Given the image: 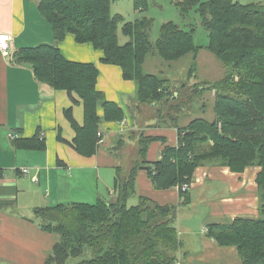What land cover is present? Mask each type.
<instances>
[{
	"label": "trees",
	"instance_id": "trees-1",
	"mask_svg": "<svg viewBox=\"0 0 264 264\" xmlns=\"http://www.w3.org/2000/svg\"><path fill=\"white\" fill-rule=\"evenodd\" d=\"M113 1L39 0V11L52 27L55 44L15 53V61L30 64L39 82L67 91L74 103V93L81 98L84 125L74 119L72 108L67 109L65 115L76 138L73 144L61 135L58 139L85 157L94 156L101 145L98 133L103 119L98 108H103L104 120L108 122L124 120V112L98 90L100 72L96 64L69 61L63 56L58 45L67 35L72 34L78 43H91L103 52L102 63L119 66L124 79L136 83V101L140 106L170 104L181 108L176 94L166 85L169 80L145 72L149 55L173 62L190 54L197 59L202 49L194 41V29H182L173 21L161 25L160 36L152 43L150 31L155 19L144 15L150 10V1L134 0V10L143 16L129 22L121 14L113 13ZM171 3L183 18L194 10L200 15L209 33L206 48L227 69L222 80L211 85L216 92V119L196 118L187 126H176L179 146L166 147L154 163L147 160V151L157 138L142 135L139 159L126 176L118 172L115 178L116 201L36 209L34 221L44 232L58 236L44 264H67L71 257L86 252L92 257L79 264H175L182 247L176 226L178 211L190 203V193L181 192L178 205H160L144 196H139L137 205H130L129 201L136 196L141 170L147 172L156 189L167 190L191 183L196 170L207 163L228 167L236 173L249 167L260 168L256 179L259 217L210 223L207 236L222 247H235L242 264H264V5L235 0ZM120 29L129 38L124 44L120 42ZM196 70L195 64L189 74ZM161 114L163 117L164 112ZM171 120L176 122V118ZM14 146L46 150L41 132L31 138L15 139Z\"/></svg>",
	"mask_w": 264,
	"mask_h": 264
},
{
	"label": "crops",
	"instance_id": "crops-1",
	"mask_svg": "<svg viewBox=\"0 0 264 264\" xmlns=\"http://www.w3.org/2000/svg\"><path fill=\"white\" fill-rule=\"evenodd\" d=\"M235 1L264 5V0ZM38 2L0 0V34L13 37L12 53L6 56L0 52V264L45 263L58 236L44 232L34 221L36 209L116 201L115 178L118 172L126 176L139 159L142 135L157 138L147 151L150 163L158 161L166 147L179 146L177 116L176 122L169 123L162 114H148L158 106L149 108L147 116V109L136 101V83L125 80L119 66L102 63L103 52L91 43H78L72 34L58 45L63 56L69 61L97 65L100 72L97 88L123 110L124 120L108 122L104 120L103 108H98L103 119L100 124L103 143L92 157L80 155L58 139L61 135L73 144L76 132L65 111L72 108L74 119L83 126V101L74 93L77 101L74 103L67 91L54 90L39 82L30 64L15 61V53L20 49L55 44L52 27L40 13ZM155 4L162 10L165 8L159 1ZM124 7L138 12L134 10V0L112 3L113 13L126 19ZM186 120L181 127L193 119ZM38 132L45 138V151L15 148V139L31 138ZM24 169L29 170L28 175L23 174ZM259 171V167H249L236 173L214 163L196 170L189 190L191 201L182 206L193 201L201 203L205 208V226H180V264H242L235 247H222L207 236V226L231 223L238 217H259L256 182ZM136 192V197L144 196L160 205H178L182 201L179 186L158 190L145 170L138 173Z\"/></svg>",
	"mask_w": 264,
	"mask_h": 264
},
{
	"label": "rangeland",
	"instance_id": "rangeland-1",
	"mask_svg": "<svg viewBox=\"0 0 264 264\" xmlns=\"http://www.w3.org/2000/svg\"><path fill=\"white\" fill-rule=\"evenodd\" d=\"M150 10L144 15L153 17L155 22L150 31V40L155 43L160 36L161 25L165 22L173 21L178 24L182 29L191 30L194 29V41L197 46H201L202 49L196 59L193 54L187 55L178 61H165L160 56L149 55L144 65L146 73L158 75L164 79L169 80L168 85L172 90V93L176 94L179 99L180 110L175 107L165 105H158V108H152L151 105H142L145 110V114L148 109V114H161L164 112L163 118L169 123L171 119L178 118L179 126L186 124V118L196 119L204 118L209 121L216 119L215 113V99L216 92L211 88L214 82L222 80L226 75L227 69L223 63L206 47L209 45V33L203 27L200 15L194 10L188 17H182L179 10L171 3V0H149ZM165 6L162 10L155 2ZM206 1V0H203ZM243 4V3H242ZM126 13V21H135L140 18L138 12L134 13L133 8L124 7ZM120 42L124 44L129 38L124 36L119 31ZM197 65V70L190 75V70L194 65ZM203 88H206L203 91ZM177 105V104H176ZM171 108V109H170ZM174 108V110H173ZM159 112V113H158ZM147 115V114H146ZM149 116V115H147ZM136 162V161H135ZM134 162V163H135ZM133 163V164H134ZM193 193V192H192ZM108 197V196H107ZM95 203V202H92ZM139 203V197H132L129 201L130 205H137ZM205 208L199 202H191L188 206H182L178 211V219L176 226L178 231H181L180 226L183 224L204 227ZM92 256L89 252L79 257H71L67 264H79L81 261L88 260Z\"/></svg>",
	"mask_w": 264,
	"mask_h": 264
},
{
	"label": "built area",
	"instance_id": "built-area-1",
	"mask_svg": "<svg viewBox=\"0 0 264 264\" xmlns=\"http://www.w3.org/2000/svg\"><path fill=\"white\" fill-rule=\"evenodd\" d=\"M13 37L9 34H0V52L6 56H9L12 53L13 50ZM99 136V144L103 143V134L101 132L98 133ZM11 138L14 139L15 136L11 135ZM23 174L28 175L29 170L24 169ZM34 181H37L36 178L33 179ZM192 187V183H185L181 186H179V189L181 192H189V190ZM1 230V225H0ZM175 264H180V261H177Z\"/></svg>",
	"mask_w": 264,
	"mask_h": 264
}]
</instances>
